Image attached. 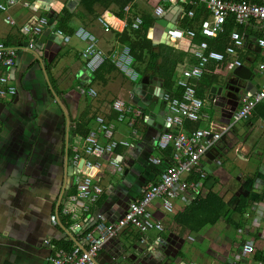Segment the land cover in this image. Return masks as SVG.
<instances>
[{
	"label": "crops",
	"instance_id": "0c3cea01",
	"mask_svg": "<svg viewBox=\"0 0 264 264\" xmlns=\"http://www.w3.org/2000/svg\"><path fill=\"white\" fill-rule=\"evenodd\" d=\"M2 1L9 9H0V41L27 45L33 39L35 47L21 50L16 66L10 73L11 83L17 88L16 95L10 100L0 96V264H49V257L54 249L45 244L46 238L57 246H73L84 240L85 233L95 224L98 212L104 213L109 222L120 218L128 204L140 198L144 189L159 178L172 158L173 147L169 146L161 151L163 161L155 163L151 161V157L155 156L157 139L169 129L166 121L150 124L142 115L135 123H131L129 118L125 121L109 118L113 113L111 104L117 98L124 99L133 109L137 108L134 95L140 92L141 86H145L141 81L135 83L138 78L132 80L126 77L117 66L115 71L104 70L98 74L90 71L83 56L88 46L86 41L74 36L66 43L59 36L54 39L50 34L47 35V30L40 34H29L24 26L33 25L41 15H48L56 27H62L67 32L86 27L98 36L99 48L105 54H110L127 45L120 40V33L125 28L113 24L110 31H105L97 20L99 16L110 19L115 14H123L128 21H132L136 15L144 18V15L150 14L155 17V6L161 4L166 11L159 18L161 21L158 22V18H155L154 24H146L144 30L158 47L155 49L158 53L164 44L183 51H190V48L194 51V44L186 38L172 44L168 29L175 23H192L198 26L199 21L192 22L185 14L183 4L186 0ZM65 10L71 13L63 21L61 15ZM9 17L13 22L9 21ZM239 31L248 45L238 57L242 65L246 64L253 69V77L257 83L263 84L264 70L260 69V64L264 62V48L257 43L260 35L258 22L250 20ZM202 37L204 38L199 35L197 39L201 40ZM189 65L192 63H181L178 66L174 91L179 92L176 95L182 91L177 81L183 78V70ZM135 67L139 72L144 67L143 76L162 78L165 87L164 78L158 74L154 63L138 67L135 61ZM226 67L227 62L212 60L203 77L192 80L197 85L198 94L204 99L205 118L197 120L198 127L212 125L220 128L230 122L235 112L231 108L240 107L242 95L238 102L229 100L230 109L218 106L210 97L212 87L227 76L217 69ZM207 74L212 77L211 80L205 79ZM90 86L106 101V106L102 109L88 103L86 92ZM148 86L155 85L150 82ZM1 87L3 84L0 83ZM165 89L169 91L166 87ZM99 115L105 116L108 123L114 124L116 139L128 140L134 146L127 148L120 145L114 153L125 167L123 175L114 171L108 159L103 161L97 170V177L104 193L96 201L88 200L84 204L82 200H72L74 196L78 197L79 192H74L77 185L73 181L80 163L75 164L73 160L75 139L80 142L92 131H96L99 139L104 141L100 122L97 120ZM188 121L193 120L185 121V130H188ZM81 123H84V127H81ZM231 131L233 132L223 136L218 147L212 148L203 156L201 166L208 173V179H202V187L196 193L206 195L213 189L224 197L228 196L231 189L237 188L234 200L228 201V197H224L229 204L236 203L240 195H248L253 199L258 190H263L264 99L255 106L248 119L235 124ZM86 133L88 134L85 136ZM253 156L259 159L256 187L253 178L246 174H239L235 178L233 172H228L224 167L229 161L231 164H236V160L246 163ZM83 171L85 172L84 166L78 175L82 176ZM214 174L216 184H212L213 180L209 182ZM196 195L194 194V198ZM194 198L177 200L173 213H163L161 219L164 229L159 232L153 231L158 229H137L132 226L122 229L117 235L121 241L142 248L137 251L135 260L124 264H224L232 249L230 247L224 249V256L211 258L195 248L191 251L186 247L187 253L179 256L166 243L170 233L185 238V242L186 239L194 240L190 238V233L203 232L206 236L210 232L206 236L210 239L217 236L214 234V225L219 221L195 232L181 226L174 219V214L183 211ZM160 203L154 205L155 210L162 211ZM84 205H88V209ZM53 215L58 216L57 224L52 222ZM161 241L164 243L163 248L169 249L171 254H175V258L160 255L159 249H154ZM234 246L235 243L231 247ZM109 250V246L107 249L102 247L95 264H108ZM179 257L182 258L178 262L176 259ZM170 258L172 262H167Z\"/></svg>",
	"mask_w": 264,
	"mask_h": 264
},
{
	"label": "built area",
	"instance_id": "2783aa9c",
	"mask_svg": "<svg viewBox=\"0 0 264 264\" xmlns=\"http://www.w3.org/2000/svg\"><path fill=\"white\" fill-rule=\"evenodd\" d=\"M186 2L193 6L204 4L210 11V16L199 21L196 27L175 23L168 29V36L172 44L184 38L194 44L193 53L198 60L197 63L187 66L183 70V78L177 81L178 86L182 88L179 95H173L166 90L164 93V99L169 103V111L166 116L169 129L157 139L155 156L151 157V161L161 163L163 161L161 151L172 146L173 153L170 162L160 173L159 178L144 189L142 196L128 204L120 218L109 222L104 213L98 212L95 224L85 233L82 242H77L68 249L64 246H57L52 243L51 239L46 238L45 244L54 249L49 257V264H94L104 243L110 238L116 237L122 229L128 226L137 229L163 230L164 224L161 219L163 213H173L177 200L194 198V194L196 195L202 187V179L207 176V172L201 166L203 156L216 147L217 143L232 130L235 124L248 119L255 106L264 99L263 83L259 84L254 93L246 92L242 95L240 107L233 113L229 123L220 128L209 125L200 126L195 130L184 129L186 120L197 121L205 118L204 99L198 94L197 85L192 80L201 79L212 60L227 61L225 69H217L224 75L229 74L234 67L242 65L238 54L247 48L248 42L238 29L232 31L230 41L224 51L211 48L210 45V39L216 38L224 32L228 19L233 17L239 25L250 20L258 22L260 35L257 38V43L264 48V1L257 3L246 0H186ZM0 9L7 10L9 6L0 0ZM165 12L163 5H156L154 16L159 19ZM195 12L196 10L191 8L185 14L190 19H195ZM8 19L13 22L10 17ZM97 20L105 31H110L113 24L136 30L144 25V18L141 15H136L132 21H128L120 14H115L110 19L99 16ZM53 25L50 16L41 15L33 25H25L24 30L29 34H40ZM55 33L66 43L71 41L74 36L88 43L83 56L86 59V67L90 71L95 72L106 58H111L126 77L132 80L138 78L140 72L135 67V58L129 45L119 50H113L110 54H105L99 48L98 36L86 27H80L74 32H67L64 28L55 26ZM199 35H203L204 38L197 42L196 39ZM34 47L33 39L27 45L0 41V83L3 84V87L0 88V96L2 98L10 100L16 95L17 88L11 83L10 73L16 66L21 50ZM260 68L264 70V62L261 63ZM86 99L97 109L106 106V101L93 86L87 89ZM111 106L112 110L117 112L119 121L129 118L131 123H135L142 115L139 108L133 109L122 98L113 100ZM97 120L100 122L104 141L99 139L96 131H92L80 142L75 139L74 145L73 160L77 164L81 159H85L83 165L85 172L83 171L82 176H77L78 197L76 195L72 200H82L84 204L88 200L96 201L98 196L104 193L97 177V170L103 161L108 159L114 171L118 175H123L125 167L114 153L120 145L127 148L134 146L128 140L115 138L114 124L108 123L105 116L99 115ZM77 146L79 148H76ZM92 168H96V170L91 175L89 171ZM191 174L199 175L200 179L198 181L189 179ZM262 189L259 198L251 200L250 205L246 208L243 224L237 227L240 238L230 250L224 264H264V187ZM159 202H161L162 211L154 209V205ZM84 206L87 209L89 207L88 205ZM58 220L57 215L52 216L54 224H57ZM220 220L225 222L227 217H221ZM208 234L210 232H207L206 236ZM190 238L194 239L193 236Z\"/></svg>",
	"mask_w": 264,
	"mask_h": 264
},
{
	"label": "trees",
	"instance_id": "16d2710c",
	"mask_svg": "<svg viewBox=\"0 0 264 264\" xmlns=\"http://www.w3.org/2000/svg\"><path fill=\"white\" fill-rule=\"evenodd\" d=\"M246 1L262 3L261 1ZM183 6L186 13L191 8H194L196 10L195 19H191L192 22H198L210 16V11L204 4L193 6L188 2H184ZM122 10L123 9H121V12ZM70 13V11L65 10L61 15V20L64 21L65 19H67ZM120 15L123 16V14ZM155 21L156 19L155 17H153V15H144V25L137 30L131 27L125 28L120 33V40L122 43L127 44L131 47L132 54L138 67L145 64L154 63L157 66L156 70L158 71V74L164 78L165 87L167 88V90L174 91L178 66L181 63H197L198 60L193 51H191V48L188 49L190 51H183L182 49H179L170 44L162 45L160 52L156 53L155 49L157 47H155L153 39L144 31L146 29L145 27H147L146 24L152 25ZM189 25L191 27H196L192 25V23H189ZM225 26L226 28L224 32L220 33L216 38L210 40L211 48L224 51L226 45L230 41V35L233 29L237 28L238 30H241L242 25L236 23L235 19L231 17L228 19ZM198 41L199 40L197 39V42ZM104 70H116V65L115 63H113L112 59L106 58V60L101 64V66L96 70L95 73L98 74L100 72H103ZM205 79L211 80L212 77H209V75L207 74L205 75ZM178 92V90H176V92L174 91L173 95L178 94ZM109 118L115 120L117 118V112L113 111ZM187 126L188 130H195L199 126V121H188ZM81 127H84V123H81ZM88 133H86L85 136ZM189 179L199 180L200 177L197 174H191ZM77 191V186H75L74 192L77 193ZM258 198L259 196L256 197V199ZM251 200L252 198L248 195H240L236 203H234L233 207H231L222 195H220L217 191L210 189L206 195L197 194L195 198L191 200L189 204H187L186 208L183 211H178L174 214V219L178 221L181 226L195 232L201 231L209 225L216 224L218 221H220L221 217H227V221L238 227L243 224L244 212L250 205ZM70 246L71 245L64 244V247L68 249L72 247Z\"/></svg>",
	"mask_w": 264,
	"mask_h": 264
},
{
	"label": "water",
	"instance_id": "95a60500",
	"mask_svg": "<svg viewBox=\"0 0 264 264\" xmlns=\"http://www.w3.org/2000/svg\"><path fill=\"white\" fill-rule=\"evenodd\" d=\"M159 21H161V19H158V22ZM46 30L47 35L50 34L49 36H51L52 38L55 39L56 37H58V35L55 33V25ZM150 82L154 83L155 86L149 87L148 85ZM141 83H143V85L145 86H141L140 92L137 93V95H134L133 98L136 107L139 108L142 116L150 124L154 123L155 121L159 123L165 122L167 113L169 111V103L164 99V93L166 89L164 87L163 79H159V77L157 76H155L154 78L143 76L141 79ZM258 86L259 84L253 77V69L246 64H243L242 66L236 67L234 71L231 74L227 75L225 80H223L221 83L213 86L211 89L210 97L212 101H214L218 106L227 107L230 109V99L233 101L237 100L238 102L241 95L246 93V91L254 93L257 90ZM231 111H236L235 106L231 108ZM231 132L233 131L230 130L227 134ZM218 143L216 145L217 147ZM84 160L85 159H81L80 163L78 164V170L73 179L75 183L77 182V175L79 174V172H81V168L84 165ZM95 170L96 168H92L89 173L92 175ZM71 179L72 176L70 175L69 181H71ZM166 243L169 244V246H171L173 249H175V252L180 254L179 256H183L187 253L184 247L185 238L177 234L170 233L166 238ZM162 244H164L162 243V241L158 242V244L154 246V249H159L158 252L160 255L175 258V254H171L169 249L165 250ZM108 246L111 249L108 252V264H124L125 262L133 261L137 256V251L139 252V250H142V248H139L138 245L130 246L128 244H125L117 236L110 238L103 245L105 249H107ZM181 258L182 257H179V259H176V261L179 262ZM167 262H172V259H168Z\"/></svg>",
	"mask_w": 264,
	"mask_h": 264
},
{
	"label": "rangeland",
	"instance_id": "374dc122",
	"mask_svg": "<svg viewBox=\"0 0 264 264\" xmlns=\"http://www.w3.org/2000/svg\"><path fill=\"white\" fill-rule=\"evenodd\" d=\"M144 72L145 69L143 67V69L140 70V75L138 79L135 81L136 84L140 83ZM258 166H259V159H256L255 156L250 157V159L246 163H241V161L236 160V164H231V162L229 161L226 165H224V167L228 172L230 173L233 172L232 174L235 176V178L239 174L242 175L246 174L251 179L253 178L254 181L257 179L256 171L258 169ZM215 179L216 176L214 174V176L212 175V178H210L209 182L213 180L212 184H216ZM256 185H257V181H255V187ZM236 191L237 188H235L234 190L231 189V192H228V196L224 195L225 198L228 197L226 200L228 201L234 200L235 193H237ZM224 192L226 193L227 191ZM230 204L231 207H233L234 203L231 202ZM214 226H215L214 234L215 236L217 235L216 237H214L215 239L214 238L210 239L206 237L204 235L205 233L203 232L196 234L190 233L191 236L194 237V240L186 239L184 247H186L191 251H193L195 248L196 250L206 254L207 257H211V258H216V257L218 258L224 256L223 255L225 251L224 249L226 247L233 248L231 246H233L234 243L239 240L240 234L237 232V226L233 225L229 221L223 222V220H220L218 224ZM153 231L159 232V230H153ZM183 235H186L185 232H183ZM214 240H218V241L215 242Z\"/></svg>",
	"mask_w": 264,
	"mask_h": 264
},
{
	"label": "bare ground",
	"instance_id": "6f19581e",
	"mask_svg": "<svg viewBox=\"0 0 264 264\" xmlns=\"http://www.w3.org/2000/svg\"><path fill=\"white\" fill-rule=\"evenodd\" d=\"M260 65H261V64H260ZM260 69H261V68H260ZM167 114H168V113H167ZM165 121H166V120H165ZM207 176H208V173H207ZM207 176H206V177H207ZM257 196H260V191H259V190H258L257 194L255 195V197H254L253 199H256ZM253 199H252V200H253Z\"/></svg>",
	"mask_w": 264,
	"mask_h": 264
}]
</instances>
